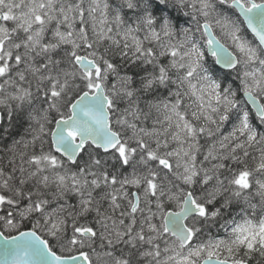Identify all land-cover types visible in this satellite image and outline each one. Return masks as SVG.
Instances as JSON below:
<instances>
[{
    "label": "snow or ice",
    "instance_id": "1",
    "mask_svg": "<svg viewBox=\"0 0 264 264\" xmlns=\"http://www.w3.org/2000/svg\"><path fill=\"white\" fill-rule=\"evenodd\" d=\"M0 264H264V0H0Z\"/></svg>",
    "mask_w": 264,
    "mask_h": 264
}]
</instances>
